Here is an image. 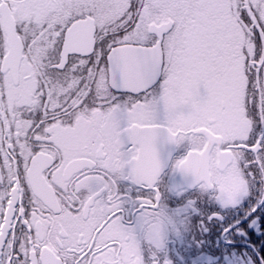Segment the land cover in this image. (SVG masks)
<instances>
[{"label":"snow or ice","instance_id":"snow-or-ice-1","mask_svg":"<svg viewBox=\"0 0 264 264\" xmlns=\"http://www.w3.org/2000/svg\"><path fill=\"white\" fill-rule=\"evenodd\" d=\"M262 221L264 0H0V264H264Z\"/></svg>","mask_w":264,"mask_h":264},{"label":"flooded vegetation","instance_id":"flooded-vegetation-1","mask_svg":"<svg viewBox=\"0 0 264 264\" xmlns=\"http://www.w3.org/2000/svg\"><path fill=\"white\" fill-rule=\"evenodd\" d=\"M181 154V150L180 149H175L174 154L172 155L173 157H178ZM164 176H163V182L165 184H171L172 178L175 175L170 174L169 169H165L164 170ZM127 186L125 185L124 187L121 188V191H124V189ZM129 196H134L135 193L133 191H129L128 192ZM122 209L123 212L125 214L126 217L130 216L133 212V205L130 202H125L122 205ZM258 228L264 230V221H262L261 223L258 224ZM262 235H264V231H262L261 233ZM188 239H185L183 236H176L174 234H170L169 235V239H168V248L171 251L172 255L176 258L177 261H179L180 259H182L183 254L186 251L187 245H188ZM206 264V262H205Z\"/></svg>","mask_w":264,"mask_h":264},{"label":"water","instance_id":"water-1","mask_svg":"<svg viewBox=\"0 0 264 264\" xmlns=\"http://www.w3.org/2000/svg\"><path fill=\"white\" fill-rule=\"evenodd\" d=\"M174 151H175V150L172 151V155L174 154ZM167 152H168L167 149H163V150L161 151V155H162V157H166V156H167ZM179 179H180L179 174H176V175L172 178L171 184H172L173 182H175V181H178Z\"/></svg>","mask_w":264,"mask_h":264}]
</instances>
